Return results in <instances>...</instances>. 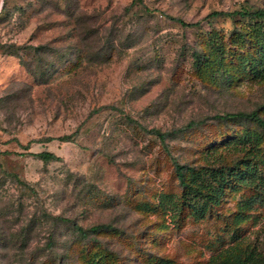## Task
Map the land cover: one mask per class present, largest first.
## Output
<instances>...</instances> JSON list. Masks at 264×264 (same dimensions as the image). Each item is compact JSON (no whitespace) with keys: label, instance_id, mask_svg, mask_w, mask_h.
<instances>
[{"label":"rangeland","instance_id":"1","mask_svg":"<svg viewBox=\"0 0 264 264\" xmlns=\"http://www.w3.org/2000/svg\"><path fill=\"white\" fill-rule=\"evenodd\" d=\"M142 1L0 0V264H42L51 239L57 264H236L264 253V192L243 183L264 178V130L216 119H264V73L249 69L264 36L256 21L207 19L264 10V0ZM42 152L60 160L32 156ZM172 158L238 175L203 219L163 204L183 192ZM75 223L111 230L80 242Z\"/></svg>","mask_w":264,"mask_h":264},{"label":"trees","instance_id":"2","mask_svg":"<svg viewBox=\"0 0 264 264\" xmlns=\"http://www.w3.org/2000/svg\"><path fill=\"white\" fill-rule=\"evenodd\" d=\"M134 3L143 4L142 0H134ZM2 13V12H1ZM239 16L241 19L244 20H250V21H256L258 25L260 26L259 30L262 29V35L264 36V10H258L255 12L251 11H236L233 13H225V12H213L207 16V19H218L223 17H235ZM173 21H176L180 25L186 28H196L201 25L202 22H196V23H188L182 19L179 18H172ZM260 43H256L258 45ZM262 44V43H261ZM261 49H259V52L261 54H258V57L254 59V61L249 66V69L253 72H256L259 74V70H262V73H264V44ZM258 52V53H259ZM9 56L15 57L13 54H9ZM20 59V57H19ZM199 63L198 66L202 67V64H214V61L209 60V58H206V61L203 63L198 58ZM24 67V64L21 63L20 59V65ZM227 70L229 72V67L227 65ZM31 72V71H29ZM230 73V72H229ZM32 74V73H31ZM217 120L221 121H233V122H253L257 124L261 129L264 130V119L261 117L259 111H254L251 113H228L224 115H218L216 117ZM152 134L157 135L158 138L161 139V141L165 142L166 138L168 137L167 134H162L158 131H150ZM51 140V139H49ZM59 140L61 141H68L70 140V137H62ZM252 139L250 137H247L244 139V141L241 144H247L251 142ZM29 146H27L28 148ZM1 152V151H0ZM169 156H171V153L168 151ZM37 159H40L44 163H49L53 161H58L60 158L55 154L51 152H42L39 154H32ZM256 158H259L258 155ZM262 163L264 164V159H261ZM174 170L177 176V179L180 183V186L183 190L182 197L180 198L181 202H175L173 197L164 196L163 198V204L167 205L170 210H178L181 206V209L188 208L194 218L196 219H203L205 217V214L208 210V208L213 205L217 206L220 203V198L225 192L226 186L230 183V181L233 178H237V174L233 175V171H225L223 169L216 170L212 168H205L202 170H197L194 167L186 166L183 164H180L175 158H172ZM249 167V165L247 166ZM243 183L248 187H254L260 192H264V178H256L253 176H249L243 179ZM253 204V201H248L247 203H243L239 206L241 213L237 215V219L239 221H243L245 218L244 212L247 209H251V206ZM177 208V209H176ZM58 221L67 223L69 222L66 219H60L57 218ZM73 228L75 230V234L79 238L80 242H91L96 241L98 242V236L99 234L110 231V227L106 225H97L93 226L90 229H85L78 224H74ZM50 259L46 260L42 264H57L54 262L56 260V254L57 251V245L54 240H50ZM236 264H264V253L259 252H251L249 254H246L244 258L242 257H236Z\"/></svg>","mask_w":264,"mask_h":264}]
</instances>
